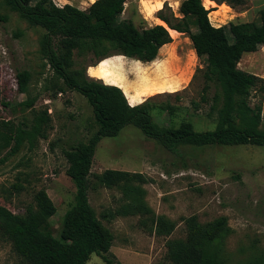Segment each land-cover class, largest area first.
<instances>
[{
	"label": "rangeland",
	"instance_id": "1",
	"mask_svg": "<svg viewBox=\"0 0 264 264\" xmlns=\"http://www.w3.org/2000/svg\"><path fill=\"white\" fill-rule=\"evenodd\" d=\"M183 1L129 0L121 19L133 21L138 29L165 25L158 18L159 11L167 5L179 16ZM205 2L215 27L230 22H257L264 9V0H247L245 6L236 8L211 0ZM69 5L81 9V0H71ZM169 13L166 9L165 14ZM3 17L7 20L0 21V126L11 121L31 130L39 120L46 138L26 139L15 153H11L14 143L0 139V159L7 157L0 166V205L24 215L35 204V194L46 190L57 208L46 230L58 238L63 218L76 195V187L66 174L65 151L87 142L96 130L93 108L84 96L68 89L43 58L41 40L46 31L31 27L0 0V18ZM170 32L173 42L160 50L154 62L113 56L91 66L96 62L92 55L75 53L74 69L104 83L103 79L88 76L87 71L110 60L106 65V71L111 73L108 78L117 79L129 95L139 94L143 102L151 98V114L159 125L177 127L188 120L196 131L214 130L210 107L194 105L200 102L203 81H193V77L205 67V59L197 57L187 35ZM239 68L264 79V46L244 55ZM23 71L29 72L30 81L25 90H20L17 75ZM249 102L252 107L261 103L264 108V95L254 91ZM167 106L176 109L173 118L162 109ZM107 170L143 174L147 183L137 185L145 191L147 206L156 218L173 223L174 230L157 234L151 214L118 215L126 204L122 190L101 186L96 179ZM91 183L89 201L114 236L110 257L115 264H168V243L187 238L186 220L193 216L202 224L227 218L232 230L227 253L232 264L256 250L264 252V147L183 146L178 155L146 138L138 128L128 126L118 137L104 138L98 144ZM0 264H27L1 235ZM88 264L107 263L94 255Z\"/></svg>",
	"mask_w": 264,
	"mask_h": 264
},
{
	"label": "trees",
	"instance_id": "2",
	"mask_svg": "<svg viewBox=\"0 0 264 264\" xmlns=\"http://www.w3.org/2000/svg\"><path fill=\"white\" fill-rule=\"evenodd\" d=\"M3 1L31 27L46 31L41 40L43 58L68 89L88 100L96 123V130L87 142H79L65 151L66 174L76 187V195L63 218L58 238L46 230L57 213L46 190L35 194V204L30 205L24 215H17L0 205V235L11 242L27 264H88L94 255L102 257L107 264H115L110 257L114 236L97 217L89 201V192L93 187L92 167L98 144L104 138L118 137L128 126L138 128L146 138L178 155L183 146L264 147V108L261 103L252 107L249 102L254 91L264 95V79L239 68L244 55L255 53L264 46V9L257 22H230L215 27L204 0H184L179 16L167 5L159 11L158 18L165 25L138 29L133 21L121 19L129 0H96L86 10L73 5L58 8L53 0ZM211 1L232 8L247 3V0ZM166 9H169V15L165 14ZM170 30L187 35L197 57L205 59V67L198 69L193 77V81H203L200 102H194V105L210 107L214 130L196 131L188 120L177 127L161 126L151 114L154 110L151 98L132 107L121 87L105 85L101 80L83 76L74 69L75 53L92 55L96 62L91 66L113 56H124L142 63L154 62L160 50L173 42ZM17 79L20 90H25L30 74L28 71L19 72ZM162 109L173 118L175 108L167 106ZM40 122L33 123L31 130L11 121L3 122L0 139L14 143L11 153H15L26 139L46 138ZM6 159H0V166ZM96 179L101 186L122 190L126 204L118 210V215L151 214L157 234H170L174 230L173 223L163 217L156 218L147 206L145 191L137 185L147 183L143 174L107 170ZM186 225L187 238L168 243V264H232L227 253V240L232 235L227 218L220 217L202 224L197 216H193L186 220ZM237 264H264V252L256 250Z\"/></svg>",
	"mask_w": 264,
	"mask_h": 264
},
{
	"label": "clouds",
	"instance_id": "3",
	"mask_svg": "<svg viewBox=\"0 0 264 264\" xmlns=\"http://www.w3.org/2000/svg\"><path fill=\"white\" fill-rule=\"evenodd\" d=\"M53 3L58 8H63L65 5L71 4V0H53ZM96 0H81V10L86 9L92 4H95ZM178 3V0H177ZM111 63L110 60H106L102 62L98 68L89 67L87 74L90 77H96L104 80L105 85H116L118 87L123 88V85H120L117 79H109L108 77L111 76L110 72L106 71V65ZM125 97L128 100L130 106L134 107L137 104L143 103V100L140 99L139 94L137 95H129L127 89H124Z\"/></svg>",
	"mask_w": 264,
	"mask_h": 264
},
{
	"label": "water",
	"instance_id": "4",
	"mask_svg": "<svg viewBox=\"0 0 264 264\" xmlns=\"http://www.w3.org/2000/svg\"><path fill=\"white\" fill-rule=\"evenodd\" d=\"M166 27L168 28V26L166 25Z\"/></svg>",
	"mask_w": 264,
	"mask_h": 264
},
{
	"label": "crops",
	"instance_id": "5",
	"mask_svg": "<svg viewBox=\"0 0 264 264\" xmlns=\"http://www.w3.org/2000/svg\"><path fill=\"white\" fill-rule=\"evenodd\" d=\"M138 105V104H137Z\"/></svg>",
	"mask_w": 264,
	"mask_h": 264
}]
</instances>
